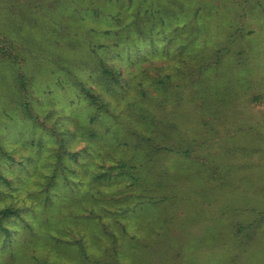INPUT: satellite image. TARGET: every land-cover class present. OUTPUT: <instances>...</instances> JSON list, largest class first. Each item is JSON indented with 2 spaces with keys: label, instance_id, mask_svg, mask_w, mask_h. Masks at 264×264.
<instances>
[{
  "label": "trees",
  "instance_id": "obj_1",
  "mask_svg": "<svg viewBox=\"0 0 264 264\" xmlns=\"http://www.w3.org/2000/svg\"><path fill=\"white\" fill-rule=\"evenodd\" d=\"M73 1L56 0V3L48 1L47 7L42 8L36 0H22V4H29L23 5L26 7L25 11L27 7L31 9L29 16L52 24L54 26L52 32L58 29L63 32L73 31L71 23L76 18L93 24L87 40L74 38L71 43L64 41L57 43L56 48L61 50L57 53L71 55L76 51L75 53L82 52L83 55L74 65L73 71L64 63L61 65L65 71L58 75V81L67 76L72 79L70 84L60 82L61 85L56 87L50 85L45 90L46 94L60 91L64 94L69 93L70 102L72 104L77 102L79 109L86 114V122L81 123L75 119L74 123L70 122L69 119L72 118L70 111L63 112L57 118L54 115L55 111L47 112L43 118V125H54L50 129H44L47 133L55 137L59 132L64 136L65 140H60L59 137L55 139L54 146L58 149H72L69 142L80 137L85 141L81 152L85 158L84 160L80 158V152L62 151L61 153H65L62 162L54 164L53 171L48 172L44 178L45 183L41 182L38 193L46 194L45 200L52 204L50 190L53 189L54 181L60 186L57 177L62 167L64 171H68L71 165L74 169L70 171L80 175L78 165L85 164L84 161L89 157L95 159L92 163L96 164L98 161L102 149L100 146L105 144L102 143L103 140L107 148L117 149L120 155L108 167L99 163L95 169L90 168L91 171L88 169L91 179L89 190L93 203L88 205L85 213L77 214L79 215L77 218H80L75 221L74 226L64 225L62 234L65 237L60 233L58 235L53 233L51 241L40 238L41 240L27 244L28 240H23L22 245L26 248L22 251L26 250L29 254L28 264H71L70 258L67 263L60 262L59 257L53 258L57 243L65 244L58 256L66 254L65 250L70 251L72 247L69 245H77L79 264L88 261L93 264H117V255L121 248L118 244V240H121L120 235H127L129 241H133L136 235L140 234V229L134 232L130 230L128 225L130 221L119 222L114 218L117 217L116 213L123 214L131 209L132 215H140L149 209L147 217L143 219L149 228L157 225L161 232L165 231L168 234L173 255L167 258L174 259L175 264H181L187 253H184L183 243L178 252L174 253L171 229L180 220H185L180 226H190L193 223L198 225L201 220H206L207 224V219L215 221L207 224L204 231V239L212 241L210 251L216 248L226 254V260L230 259L228 264H239L242 256H248L250 251L261 246L264 240L262 223L264 198L256 189H244L249 198L245 203H240L235 189L242 194L241 185L233 184L231 176L224 168L229 169L228 172L232 174L230 168L236 163L239 178V172L245 170L249 164L264 161L261 149L255 148L252 152L248 149L247 145L251 144L253 139L239 140L236 136L239 132L232 128V121L236 116L262 115L264 92L261 90L263 88L257 85L258 76L254 79L253 85L246 90H237L236 85L240 80L231 77L227 80L224 92L216 97L212 96L214 93L202 97L197 85L208 71L212 72L214 69L216 73L220 71L236 41L246 39V31L255 33L259 27L253 23L249 25L250 16L245 12V8L239 7L234 11L238 23L234 28H229L231 33L226 40L199 55H193L189 51L190 46L199 43L197 28L191 23L200 14L196 11L193 16L187 17L189 14L187 9L178 7L176 0H173L175 5H169L166 0H105V7L95 4L94 0L90 4L88 0H84L79 2V5ZM56 11L60 12V19L55 16ZM183 14L184 18H187L179 22ZM78 34L75 32V37ZM24 48L25 45L13 32L2 27L0 14V58L7 59L9 55V62H14L13 59L16 58L18 61L21 59L20 62L23 64L16 73L20 79L16 81L15 78L14 84L9 86L10 91L7 95L9 100L6 105L8 107L10 105L13 112H10V109L4 112L6 119H11V114L39 118L36 103L45 100L38 84L40 75L35 72L36 70L24 66L29 56L26 52L24 55L20 54ZM144 50H149V55L142 54ZM234 50L237 54L238 67L248 65L249 56L242 58L246 52L245 48L240 45L234 47ZM171 52L179 55L175 61L173 59L177 55L172 57ZM33 56L37 57L32 53L30 57ZM133 57L145 59L135 66ZM167 58L169 59L167 64H156L154 61L157 59L159 62ZM115 60L120 62L116 64ZM124 62L131 63L125 67ZM40 64L37 60L36 66ZM251 65L258 66L255 63ZM51 69L56 71L55 66ZM123 70H126L127 75H134L135 83H130L131 78L127 80ZM24 81L27 84L25 86L22 84ZM212 81L213 78L206 82ZM130 89L132 94L129 97L133 99L127 100ZM119 96L122 98L118 99ZM210 96L213 97V100L210 99L211 103H204ZM123 100L125 105L121 102ZM198 103L196 108L198 115L197 113L191 117L183 115L189 106ZM3 128L8 135L12 132L7 124L0 126V154L7 155L8 145L12 144V140L3 139L1 131ZM185 128L191 132H186ZM65 157L70 162L65 160ZM168 157H179L183 165L195 164V169L192 167L191 170L189 166L177 172L165 164L164 161ZM220 159H225L222 160V164L219 162ZM243 162L247 163L246 167ZM1 172L2 170L0 178ZM118 177H123L131 190L130 195L123 199L120 195H114L112 189L103 188L100 184L93 187L95 181L114 180ZM7 178L11 180L8 174L5 179ZM82 183L81 178L75 181L78 186ZM134 192L139 199L132 203L131 209L125 208V204L131 203L129 199ZM253 197L258 202L262 201L261 207L250 205V199L254 200ZM26 207L24 199L12 200L8 205L0 206V234L6 233L7 238L11 236L10 226L16 218L23 219L22 214ZM150 215L154 219H151ZM153 220L159 223H154ZM95 222L101 228L99 233L108 236L109 239L108 242H104L106 247L100 246V255L97 254L98 250L92 252L89 249V253L87 249L85 250L88 248L86 243L91 242L90 235L96 230ZM83 226H90L92 232L82 229ZM116 227L120 228V232H114ZM189 235L188 233L184 236L183 239H188L185 242L191 241ZM204 239L201 236L197 241ZM36 242H39L40 246H35ZM17 243L15 242L14 246ZM17 252L20 251L14 250V260Z\"/></svg>",
  "mask_w": 264,
  "mask_h": 264
},
{
  "label": "rangeland",
  "instance_id": "obj_2",
  "mask_svg": "<svg viewBox=\"0 0 264 264\" xmlns=\"http://www.w3.org/2000/svg\"><path fill=\"white\" fill-rule=\"evenodd\" d=\"M36 1L42 8L47 7L48 1L56 3V0ZM81 1L84 0H74L73 2H75L76 5H79V2ZM91 1L92 0H88V4H90ZM94 1L95 4L101 5L102 7L106 6L105 0ZM166 2L169 5H175L173 0H166ZM176 3L179 5L178 7L187 9V12L189 13L187 17L193 16V13L196 11H199L200 14V16L191 23V25H195L197 28L196 35L198 37L197 42L199 43L198 45L190 46L189 51L193 55H199L205 50L218 46L226 40L228 34L231 33L229 28H234L238 23L234 11L239 7L245 8V12L250 16L249 25L253 23L259 27V30L255 33H248L246 31V39L237 40L234 45V47L242 45L245 48L246 52L242 58H247L249 56L248 65L238 67L237 54L233 47L218 73H216L217 71L214 69L212 72L208 71L205 73L200 79L201 82L197 87L202 97L211 93H214L212 95L214 97L219 96L221 92H224L227 80L231 77L240 80L236 85L237 90H246L247 88H250L257 76V85H260L264 89V0H176ZM23 5L28 6L29 4H22V0H0L1 25L4 29L13 32L15 37L25 45L24 50L22 49L20 53L22 55H24L25 52L29 53L24 66L36 70L35 72L40 75L38 76V84L41 92L44 93L45 100L42 103H36V112L39 114V118L33 119L29 116L25 117L22 114H11L12 118L6 119L4 117V112H8V109H10V112H13L11 106L9 105L8 107V105H6L9 100L7 98L10 91L9 86L14 84L13 81L15 78L16 81L20 79L16 73L17 69L19 70L23 64L20 62L21 59L19 58V61L14 58V62H9V55H7V59L0 58V126L3 127L7 124L12 132L8 135L4 128L1 130L3 139L6 141L11 139L12 144L8 145L9 149L7 150V155H4V153L0 154V170H2L0 178V206L8 205L12 200L16 199H24L27 204V207L22 214L23 219L16 218L12 226H10L11 236L7 238L8 236L6 233L0 234V264H28L29 254L26 253V250L22 251L26 248L22 245L23 240H28L27 244H30L31 242L41 240L42 238L51 241L53 233H56L57 235L60 233L63 236L64 225L67 224L68 227L69 225L74 226L75 221L80 218H77V216L80 215L79 213H85L88 205L93 203L91 199V191L89 190L91 187V179L88 169H95L99 163L108 167L110 164L112 165L120 155V151L117 149L107 148V146H105L106 142L103 140L102 143L105 144L104 146H100V148L102 147L100 154L101 152L102 154L101 156L100 154L98 155L99 162L97 161L98 163L96 162V164L92 163L95 159H89V157L84 161L85 164L81 166L78 165L77 170L80 172V175H75L73 171H70L74 169L71 165L70 168H68L69 172L66 170L64 171L62 167V170H60V173L58 174L59 176L57 177L59 178L60 186L54 181L55 184L52 186L53 189L50 190L51 197H53L52 204L45 200L47 197L46 194L38 193L39 186L41 185V182L45 183L44 178L47 176L48 172H52V168L55 167L58 162H62V159L65 156V153H61L62 151L70 153L80 152V158L83 160L85 158L84 153H81L85 146V141L80 137L74 138L69 142V146L72 149H58L57 146H54V140H57L58 137L60 140H65L64 136L59 132L55 137L51 133H47L44 129H50L54 125H43V118L47 112L55 111L54 115L56 116L55 118H57L58 115L63 112L70 111L72 112V118L69 119L70 122L74 123V119L81 123L86 122V114H84L83 110L79 109L80 107H78L77 102L75 104L70 102V99L68 98L70 95L69 93L64 94L63 91H60L59 93L55 92L54 94H46L45 90L50 85L56 87L65 83L70 84L72 79H69L67 76L61 78L60 82L63 83L60 84L58 81V75L63 74L65 71L61 65L64 63L69 67V70L73 71L74 65L79 62V59L83 55L82 52L75 53L76 51L71 53V55L57 53L59 50L56 48L57 43L59 41L71 43L74 38L87 40L91 34L89 29L93 24L87 21H85L87 22L85 23L80 18L76 20V18L74 19V22L71 23L73 31L70 32L66 30L63 32L58 29L57 31L52 32L54 29L52 24L44 22L42 19L35 20L31 18L29 16L31 9L27 7L25 11L24 9L26 7ZM54 14L56 18L60 19L59 11H56ZM186 18H184V14L181 15L179 22L184 21ZM75 32L79 33L77 37H75ZM172 52V57H175L177 53L174 54ZM32 53L37 55V57H30ZM141 53H148L149 55L150 51L144 50ZM41 54H44L45 56L42 57ZM60 56H62V58H60ZM178 57L179 55L173 60L175 61ZM144 59L133 57V62H135V66H137V63H142ZM9 60H11V58ZM37 60L41 63L39 66H36ZM154 61L156 64H167L169 59H161L159 62L155 59ZM119 62V60H115L116 64ZM124 63L126 67V65L131 62ZM251 63L258 64V66L251 65ZM52 66L56 67V71L51 69ZM33 67H36V69H33ZM123 73H125L127 80H130L131 78L130 83H135L134 75H127L126 70H123ZM211 78H213L214 81L211 83L206 82ZM18 84L21 85L20 82ZM22 84L23 86L27 85L26 81ZM263 89L261 90L264 92ZM131 90L132 89L128 92L127 100L129 98L133 99L132 97H129V95L132 94ZM212 96L206 98V101H204V99V103L210 102V99L213 98ZM119 98L122 97L119 96L118 99ZM121 102L123 105L126 104L124 100ZM198 105L199 103L189 106L186 109L185 114H182L189 117L196 115V108ZM55 118L52 121H54ZM232 128L234 131L239 132L236 134L239 140L252 141L253 139L251 144L247 145L248 149L251 152L254 151L255 148L261 149L264 158V112L258 117H250L249 114H243L240 117L236 116L233 118ZM184 130L186 132H191L188 128H185ZM15 140H17L16 143L14 142ZM65 160L70 162L66 157ZM222 160L225 159H220L219 162H221V164ZM164 162L175 171L185 170L189 168V166L192 170V167L195 169L196 166L192 163H189V166L183 165L179 157H168ZM243 165L246 167L247 163L243 162ZM176 167L180 169H177ZM230 169L232 170V174L228 172L229 169L224 168L225 172L231 176V182L233 184L241 185L242 194H240L239 190L236 191L235 189L237 200L241 201L240 203H245L247 198H249V196L245 194V191H243L244 189H256L259 191L258 193L261 194V197L264 198V161L262 162L259 160L255 164H249L245 170L239 172V178L237 177L238 165L235 163L234 167H231ZM7 174L8 177L11 178L10 181L9 178L5 179ZM80 178L83 183L78 186L75 184V181L80 180ZM93 184L94 188L100 184L103 188L112 189L111 191H114V195H120L122 199L129 196L131 193L130 188H128V182L123 177H118L114 180L101 179L100 182L95 181ZM135 193L136 192H134L132 198L129 199L131 203L125 204V208L131 209L132 203H135L136 199H139L135 196ZM124 202L121 201V203ZM260 203H262V201L258 202L256 198L254 200L250 199L251 206L258 205L261 207ZM148 210L149 209L140 215H132V209L127 210L123 214H120L121 212L116 213L117 217L114 218L118 219L119 222L122 220L130 221V224L128 225L132 232L136 229H140V234L136 235V238L133 241H129L127 235H120L121 240H118V244L119 246L121 245V248L117 255V264H175L174 259L170 260L171 258H167L173 255V249L169 246L170 241L168 234L165 231L161 232L157 228V225L154 228H149L146 225V221L143 217H147ZM247 213L245 214L247 215ZM150 218L154 219L151 215ZM228 218H230V216H228ZM153 221L154 223H159L156 222V220ZM182 221L185 220L178 221V226L174 225L170 234L172 241H174L172 243L173 248L175 247L174 253L178 252V248L181 247L180 245L182 243L184 244V253H187V256L185 258L183 257L181 264L230 263L229 258L226 260L225 253L219 252L216 248H214L213 251H210L212 248V241L204 239L206 225L214 223L215 221L211 220V222L207 219V224L206 220H201L198 225L193 223L190 226H180ZM186 222L188 223L189 221ZM262 223L264 224V220H262ZM94 227L96 230L90 235L89 241L91 242L86 243V247L88 248H85V250L87 249L88 253L90 250L92 252L98 250L97 254L100 255V246L103 245V247H106L104 242H108L109 239H107L108 236H103V234L99 233L101 228L96 222L94 223ZM155 228L157 229L155 230ZM82 229H85L90 233L92 232L90 226H83ZM115 231L120 232V228L116 227L114 232ZM158 232H160V234H158ZM188 233L190 234L189 239L191 238V241L185 242L188 239L185 240L183 238H185L184 236H187ZM201 236L204 241H197V238ZM100 238H102V240ZM15 242L18 243L14 246ZM51 245L53 246V244ZM64 245L65 244L57 243L55 247L53 246L55 251L53 258L59 257L61 259L59 261L64 263H67L68 258H70L71 264H79V252L76 250L77 245H69L72 249L70 251L65 250L66 254H63L64 256H58V253L62 252ZM35 246H40L39 242H36ZM14 250L20 251L17 252L15 260ZM20 258H22L21 261ZM165 258L167 259L164 261L163 259ZM238 263L264 264V240L262 245L251 250L248 256H242ZM80 264H93V262L88 261Z\"/></svg>",
  "mask_w": 264,
  "mask_h": 264
}]
</instances>
